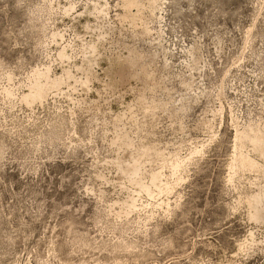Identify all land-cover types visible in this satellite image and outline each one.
<instances>
[{"label": "rangeland", "instance_id": "374dc122", "mask_svg": "<svg viewBox=\"0 0 264 264\" xmlns=\"http://www.w3.org/2000/svg\"><path fill=\"white\" fill-rule=\"evenodd\" d=\"M0 264H264V0H0Z\"/></svg>", "mask_w": 264, "mask_h": 264}]
</instances>
